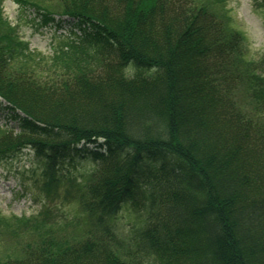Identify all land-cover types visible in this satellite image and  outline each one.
I'll return each mask as SVG.
<instances>
[{
  "label": "trees",
  "instance_id": "1",
  "mask_svg": "<svg viewBox=\"0 0 264 264\" xmlns=\"http://www.w3.org/2000/svg\"><path fill=\"white\" fill-rule=\"evenodd\" d=\"M19 1L78 30L55 47L71 65L52 55L48 72V56L0 28V96L25 113L8 106L18 121L0 127V156L34 150L44 184L41 221L0 227V264H264V169L249 157L264 149V57L246 60L244 34L199 0ZM98 137L104 151L78 146ZM79 155L94 162L85 180L62 168ZM54 196L78 202L70 225L57 217L72 235L48 229Z\"/></svg>",
  "mask_w": 264,
  "mask_h": 264
},
{
  "label": "rangeland",
  "instance_id": "2",
  "mask_svg": "<svg viewBox=\"0 0 264 264\" xmlns=\"http://www.w3.org/2000/svg\"><path fill=\"white\" fill-rule=\"evenodd\" d=\"M199 2L219 15V18L224 22L226 34L228 36L234 31L239 32V30L244 34L245 38L243 40V45L247 51L246 60L248 62L249 59L251 63V60L258 61L264 57V5H258V0H199ZM38 13V10L33 7L32 4L26 6L19 0H0V28L7 30L9 36L17 41L19 37L22 42H25L24 44L28 47V51L31 49L32 51H36V53H42V55L48 56V58L53 55V57H56L58 63L61 64L64 62L66 65H71V63L68 64V62L71 61L66 59L69 52L65 50L64 53L61 52L62 54L58 53L55 55L54 53L55 47L63 40V35L71 34L69 33L71 30L70 27L75 28L76 31L78 30V26L75 25L76 23L74 24V21L77 19H73L66 15L55 16L53 23L44 24L42 17L40 14L38 15ZM229 17L231 20H228ZM83 24L85 25V23ZM47 60H50V58ZM216 60L213 59L212 61ZM91 61L92 64L90 68H93L92 66H96L97 63L93 60ZM53 62H55V60H50L48 62L49 64L42 63L41 68L48 72H52L55 70ZM59 65L56 67V70ZM213 68H218L217 63L216 66L215 64L212 66V69ZM126 71L127 73L133 74L135 68H130ZM262 72L264 73V67L262 68ZM14 83L18 86L16 91L26 96L27 93L24 88L17 81ZM5 85L10 86V83L7 82ZM4 91L5 92L0 91V93H6L9 89H4ZM0 102V127L7 129L14 126L18 121V119L14 120L12 118L13 111L8 108V106H10L14 109V103H11L2 96H0ZM14 110L20 116L25 115L23 111L17 108ZM259 121L261 127L264 129V123H262L260 119ZM86 143H88V148L95 147L94 142ZM250 143L251 142L248 144ZM98 145L102 146L100 143ZM81 146H83V143H80L79 147ZM260 148L261 150L254 148V151L250 149L249 157L254 156V159L258 160L260 166L264 169V149L262 147ZM79 159L82 162H76L75 164H73L75 160L66 161V164L63 165L62 168L64 173L68 170L72 175L76 176L78 180H85L90 175V170L93 168L94 162L81 155H79ZM41 166L40 159L36 155V152L30 148L10 151L0 156V227L5 225V220L9 217L12 218V222L16 223H19L18 219L22 217H30L31 220L35 222L42 220V217L37 220L33 218V214L37 213L40 208H42L40 200L33 198L35 194H40V189L44 186ZM66 174L67 173H65V175ZM46 191L44 190V196L47 195ZM49 195L52 196V194ZM54 197L57 198L56 203L58 204V210L57 213L51 212V215L49 214L51 219L47 220L49 222L46 223H53L55 227L48 229H51L57 235H72L73 230L70 229L67 224L70 225L73 215L79 213L80 209L78 202L71 196H66L65 198H60L59 196ZM41 198L43 201L46 199L42 196ZM49 201H51L50 198ZM129 208L124 206L123 214L126 215V217L117 219L121 229H128V225H131L135 221L133 215L129 212ZM57 215L58 217L60 215L66 217L67 224L64 220L58 219ZM55 220L58 222H55ZM59 222L61 224H59ZM14 229L15 231L12 232V235H33L31 229L25 228L22 230V225L13 223L12 230ZM78 234L80 235L82 233L76 232L75 235ZM5 235L7 234L0 232V239H5ZM11 240H14V238L11 237L10 241ZM1 258H3V256L0 257V259Z\"/></svg>",
  "mask_w": 264,
  "mask_h": 264
}]
</instances>
